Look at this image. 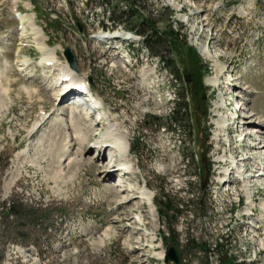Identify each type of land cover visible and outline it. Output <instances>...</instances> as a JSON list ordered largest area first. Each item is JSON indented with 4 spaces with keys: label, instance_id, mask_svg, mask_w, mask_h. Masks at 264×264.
Listing matches in <instances>:
<instances>
[{
    "label": "rangeland",
    "instance_id": "obj_1",
    "mask_svg": "<svg viewBox=\"0 0 264 264\" xmlns=\"http://www.w3.org/2000/svg\"><path fill=\"white\" fill-rule=\"evenodd\" d=\"M139 4L161 29L171 25L185 35L175 53L178 76L141 49L139 39L104 37L109 31L101 22L110 24L111 4L0 0V264H175L165 260L170 241L184 247L183 264H227L228 257L264 264V175L246 178V186L234 170L233 181L221 173L230 168L221 163L224 155L248 152L257 160L247 161L257 165L264 147H249L259 145L257 135L243 142L234 131L231 142L226 134L218 138L224 118H234L223 107L232 102L242 107L240 129L258 127L264 139V0ZM32 21L61 60L67 62L66 46L73 50L75 75L94 87L104 109L60 101V75L40 64ZM127 44L134 46L129 54ZM19 58L31 62L25 71ZM179 103L189 115L174 122ZM114 124L130 140L131 175L116 171L114 150L96 135ZM201 143L211 172L205 189ZM123 179L138 193L131 195ZM145 185L151 199L142 193ZM129 196L135 203L125 204ZM158 199L176 205L170 222ZM205 241L209 253L200 247Z\"/></svg>",
    "mask_w": 264,
    "mask_h": 264
},
{
    "label": "trees",
    "instance_id": "obj_2",
    "mask_svg": "<svg viewBox=\"0 0 264 264\" xmlns=\"http://www.w3.org/2000/svg\"><path fill=\"white\" fill-rule=\"evenodd\" d=\"M107 7H109V18L112 19L115 27L123 26L126 29L134 31L135 33L143 36L142 44L151 52V54L157 55L160 61L170 72L179 75V65L176 59L175 53H179L181 49V43L185 38V35L180 30H174L170 25L167 29H161L156 20L148 14L144 13L142 6L139 4V0H101ZM124 3V6L123 4ZM192 52L194 57L199 58L196 51L192 48H188ZM201 68H204V64H200ZM207 66L205 70L207 71ZM182 95V94H181ZM182 104V105H181ZM183 103H179L178 108L174 112L172 121H183L186 116H188L187 107L183 106ZM190 126V125H189ZM187 156V154H185ZM201 198H199L200 200ZM16 203L9 201L7 208L10 210H15ZM157 206L160 208L161 215L167 221H171L170 211L176 210V205L172 204L169 200L158 199ZM162 207H165V211ZM200 247L204 251H209L212 248V244L207 241L199 243ZM198 244V245H199ZM221 242L217 241L216 246L220 248ZM208 256V255H207ZM207 258V263H208ZM227 264H236L234 257H228L224 260Z\"/></svg>",
    "mask_w": 264,
    "mask_h": 264
},
{
    "label": "bare ground",
    "instance_id": "obj_3",
    "mask_svg": "<svg viewBox=\"0 0 264 264\" xmlns=\"http://www.w3.org/2000/svg\"><path fill=\"white\" fill-rule=\"evenodd\" d=\"M28 26L31 27L32 33L34 35V43L38 45V48L42 52V55H43V57H42V63H45V64L49 65L50 67H54V68L58 69L59 71H62V72H59L61 74V77L58 80L59 83H60V93H61V96L59 94V99L61 98L60 101L62 99H66V102H69L68 98H69V95H70L71 92L69 93V92L64 91V89L62 88V86L63 85L65 86V85L70 84V83H72L73 85H75V83L76 84H79V83H87V82H85V80H82V78L77 79L76 78V75H75V72L73 71L72 68H70V66L68 65V63L63 62V61H61L59 59V57L57 55V50L58 49L50 48L49 47V45L47 43V40L45 39L44 33L40 29V27L36 26L33 23V21L31 23H29ZM206 52H207V50H206ZM216 59H218L217 56H216ZM18 63H19L20 67L23 70H26L29 67V63H28V60L27 59H22V58L20 59L19 58V62ZM68 75L73 76L71 81H67V80H64L63 79L65 76H68ZM1 77H2V75L0 74V78ZM146 77H147L146 74H144L143 75V80L146 79ZM214 79L216 80V78H214ZM239 96L241 97V95H239ZM56 100H58V97L56 98ZM99 104L104 106V102L102 100H99ZM99 104L98 103H95V104H89L88 103L86 105H90V107H92V110L99 112V110H98V105ZM93 106H94V108H93ZM240 109H242V107ZM240 117H241V114H240ZM90 118H91V116H90ZM244 119H246V118H244ZM68 121H69V125L71 127H75L76 124H77V121H76L74 115H70ZM244 127H245V120H244V124H243V128ZM256 128H258V127H253V129L256 132V135L258 137L259 145L256 146L258 144V142H256V143H254L256 145H253V146L250 145L249 147H253L254 150H260L262 147H264V139L262 138V135H261V134H263V132H262V129H256ZM224 131H225V129L222 127L221 132L219 130V136H221L222 135V132H224ZM103 133H102V136L103 137L101 136L102 137V140H103L102 141L103 147H107V148L109 147V148H112L114 150H116V148L117 149L119 148V149H121L123 151H126V150H128V148L131 147V143H130V140L128 138V135L125 134V131H122L121 128L118 125H116V124L111 125L110 128H109V131L106 134H104V135H103ZM249 136H251V133H246L245 134V139H247ZM108 138L111 139V140H109ZM242 139L243 138L241 136L238 140L239 141H242ZM83 143L84 142H81L79 145H83ZM102 143L101 144L98 143V147H101V148H98L97 147V151H100V153L103 150ZM130 153L131 152H129V159H125L124 160V163H123V165L125 164V166H128L129 168H131L129 171H124L123 172L125 175H127V174L128 175L129 174L131 175L132 173H134L135 168H136L133 160L130 157ZM262 156L263 155L260 154V158ZM247 158L248 159H251L252 157H250V158L247 157ZM262 158L264 159V157H262ZM251 160L256 161L257 158L251 159ZM258 163H260V162H258ZM96 167L97 166L95 164H90V169H94ZM103 168H106V167L105 166H102V167L100 166V170H102ZM116 171L120 172V169H118L116 167ZM237 171H238V173L240 175L241 174L239 172L240 170L237 169ZM232 172L233 171H231V169H229V168H227L225 171H222L221 172L222 175L225 176L224 178H222V180H224V181H233V178H232V175H231ZM261 174L264 175V170L261 172ZM112 175H114V174H112ZM105 176H109V174L106 173ZM259 176H260V174H259ZM123 181L125 182L124 187L126 189L127 188L131 189V191H130L131 192V195H135L136 193H138L137 192V185H135L134 188H133L132 186H130L128 184V182L125 181V179H123ZM142 188H143L142 189V193H145L147 196H150L149 194L151 192L148 191V186L145 185V187H142ZM129 198H130L129 201L127 203H125V204H133V203H135L134 202L135 201V198H136L135 196H129Z\"/></svg>",
    "mask_w": 264,
    "mask_h": 264
},
{
    "label": "water",
    "instance_id": "obj_4",
    "mask_svg": "<svg viewBox=\"0 0 264 264\" xmlns=\"http://www.w3.org/2000/svg\"><path fill=\"white\" fill-rule=\"evenodd\" d=\"M65 53H66L68 60L71 62V65L73 67H76L74 63V56L70 48H66ZM202 148H203V144H202ZM201 154H202L203 161L206 162L205 154L203 150H201ZM206 168H207L206 175L204 179L202 180L203 189H205L206 187L208 176H209V169L207 167V163H206ZM183 252H184V247H180L179 244L177 243H172V242L168 243L167 250H166V261L174 260L176 264H183Z\"/></svg>",
    "mask_w": 264,
    "mask_h": 264
}]
</instances>
